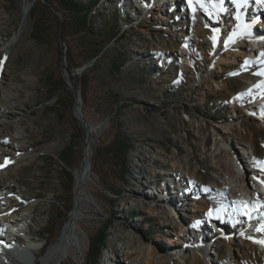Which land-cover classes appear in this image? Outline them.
<instances>
[{
	"label": "rangeland",
	"instance_id": "374dc122",
	"mask_svg": "<svg viewBox=\"0 0 264 264\" xmlns=\"http://www.w3.org/2000/svg\"><path fill=\"white\" fill-rule=\"evenodd\" d=\"M76 1L85 13L67 11L60 0H29L32 8L24 20L25 0H0V88L13 94L5 107L10 122L5 134L23 128L29 146L19 153L26 156L25 165L11 171L25 195L15 196L11 216L36 208L22 223L28 234H17V244L33 240L47 248L76 206L75 184L68 191V171L78 168L85 154L86 134L76 114L80 98L82 117L106 125L96 138L93 167L98 148L119 134L132 149L124 175L103 163L94 169L80 215L82 246L64 264H87L92 243L102 236L107 246L98 264H113L111 256L120 261L126 246L132 252L121 264L140 258L138 264H144L135 251L141 245L155 249L159 264H187L183 256L194 235L201 240V264L230 262L223 244L218 257L208 250L214 239L229 240L224 228L237 231L239 226L228 217L225 196L214 185L225 188L222 173L228 169L222 172L219 166H227V155L238 153L247 158L250 176L264 179V56L252 60L247 55L221 69L212 66L219 56H234V35L254 12L251 4L262 6L264 21V0H176V7L158 6L161 0H131L128 6L129 0ZM188 3L199 6L192 14L203 25L194 24L195 15H183ZM84 17L90 25L82 33L75 35L72 28L62 37L61 22L75 26ZM69 50L79 68H73ZM180 50L185 52L180 55ZM185 59L189 64L184 65ZM3 136L1 132L0 141ZM251 150L256 157H250ZM170 179L176 183L166 193ZM262 194L257 200H264ZM236 207L246 223L250 215L241 204ZM175 212L191 224L184 234L177 231L185 223ZM251 222L243 227L248 232ZM29 229L37 233L30 235ZM252 236L243 242L234 264H264L262 247L254 241L259 236Z\"/></svg>",
	"mask_w": 264,
	"mask_h": 264
},
{
	"label": "bare ground",
	"instance_id": "6f19581e",
	"mask_svg": "<svg viewBox=\"0 0 264 264\" xmlns=\"http://www.w3.org/2000/svg\"><path fill=\"white\" fill-rule=\"evenodd\" d=\"M162 2H158V6L160 4H167L168 7L174 6L176 7L179 3L176 0H161ZM185 1V0H184ZM145 0H142V4ZM132 2L129 0L127 6L130 5ZM160 3V4H159ZM167 7V6H166ZM199 6L197 4H186V10H184L183 15L187 14L190 16L193 11L197 10ZM260 4L257 2L255 5L251 4L249 8H251L254 12L248 13L246 18V23L242 24V28L240 31L234 35V45H232L233 51L230 53L234 54V56L229 55L228 57L219 56L213 63V69L222 68L223 64L232 63L236 64L238 59L246 58L247 55H250L249 59L256 60L261 56H264V21L261 18V8ZM32 8V4L29 0H25L24 8H23V19L25 20ZM189 9V10H188ZM187 10L190 13H187ZM186 11V12H185ZM198 11V10H197ZM251 14V15H250ZM195 15V14H192ZM191 15V16H192ZM250 16V19H248ZM195 25H200L203 23L201 22L199 16L196 14L195 16ZM162 20L169 21L166 14L162 13ZM244 18V17H242ZM244 20V19H243ZM197 28V27H196ZM194 27L195 32L198 31ZM201 28V27H199ZM179 29V27H177ZM202 29V28H201ZM201 31V30H199ZM227 39L224 41V44H227L229 41L230 35L226 36ZM242 39V40H241ZM257 42V43H256ZM256 43V44H254ZM254 44L253 49H251L250 45ZM248 48V51H247ZM251 49L252 51H249ZM177 52V51H176ZM182 52L185 51H178L180 55ZM252 52V53H251ZM249 53V54H248ZM253 56H252V55ZM184 65L189 64L187 59L182 61ZM69 76V75H68ZM3 78H0V86L3 84ZM73 81V80H72ZM71 85L72 82L70 81ZM0 133L3 132L4 136L0 141L4 149L0 150V264H8L11 262L12 264H64V262L70 258V256L76 254V251L81 248L82 240L81 234L79 231L80 223H81V212L84 203V198L89 197V193L86 190L89 183L92 181L93 177V156L95 146L97 144V137H99L106 129L105 124L93 125L90 124L83 116L82 108H81V101L79 98V102L76 107V114L78 118L81 120L82 125L85 130L86 134V147H85V154L84 159L81 165L74 170V178H75V194L77 197V203L74 210L71 212L68 221L66 222L63 230L61 231L60 235L54 239V241L50 244V246L40 247L35 244L33 240H29L28 242H24V248H17L12 246V243H17L19 237L16 235L18 233L24 234L27 233L26 230L21 226L22 223L26 222L32 215L36 213V208L34 206L28 207L26 212H29L28 215H21L18 216H11V210L13 209L11 206L14 203L15 196L25 198V195L19 192V183L14 182L13 176L11 171L17 170L19 167L25 165L27 161L26 156H19V153L25 152L29 150V146L24 143V136L21 134L23 133V128L15 130L13 134H5V129L9 126V117L5 115V107L7 106V102L11 101L13 98L12 90H2L0 88ZM263 104V103H261ZM259 104V105H261ZM7 108V107H6ZM8 114V113H7ZM229 128V127H228ZM8 137H13L19 139V142H11L8 140ZM13 151L15 153H13ZM250 157H256L255 152L251 150ZM227 155V154H226ZM243 155V154H242ZM227 166H219V170L223 172V170H227L226 173H222L223 179L226 182L225 188L220 189L218 185H214L215 189L218 193H220L223 197L225 196V204L224 206L228 210L229 218L236 219L239 221V226L235 229L237 231L224 228L223 232L224 235L228 234L229 240H224L221 243L220 239L216 241H211L208 245V250L212 251L210 254L214 253L213 255L218 257L220 252V246L223 244L227 248L228 259L230 262L229 264H234L237 262V254L242 253L243 250V242L245 239H253V232L257 233L259 238L254 239V241L260 243L263 251V262H264V200L259 201L257 200V194L261 191L264 194V179H258L254 175L249 174L248 170L245 168L248 164V160L246 157L241 156L240 153L231 157L227 155L226 160ZM192 178L196 179V175L193 174ZM175 179H170L168 186L164 187L163 191L165 190L168 193V189L173 188L175 186ZM173 191V190H172ZM175 194V193H174ZM182 194V193H180ZM261 194V193H260ZM262 194V196H264ZM174 196V195H173ZM177 198V197H175ZM173 200V197L171 198ZM242 205L243 208L246 206L248 207L249 211H255L250 213V217L247 218L246 223H243V217L237 213L236 206ZM4 208V209H3ZM198 210L205 211L203 207H198ZM242 208V207H241ZM151 211H154V208H150ZM168 217L173 216V211H167ZM231 212V215H230ZM244 212V211H243ZM175 215L182 219L183 223L182 226H178L179 233H186L187 228H191V224L181 213L175 212ZM241 215V216H240ZM194 217V216H192ZM245 218V217H244ZM248 220H251V224H253L252 230L248 232L246 228H243L248 224ZM18 224L16 225V223ZM245 225V226H244ZM20 227V228H19ZM240 227V228H239ZM244 231H243V230ZM30 230V229H29ZM262 231V232H261ZM252 232V233H251ZM30 235H34L37 231H29ZM221 233V234H222ZM28 234V233H27ZM248 235V236H247ZM219 236V234H217ZM247 236V237H246ZM131 239L134 236L130 235ZM199 235H194L188 239V243L190 244L191 248L188 249L183 256L184 262L187 264H201V257H200V241ZM220 238V236H219ZM218 239V238H216ZM12 243H11V242ZM14 241V242H13ZM21 241V240H20ZM22 242H20L21 244ZM19 244V243H18ZM46 251H45V250ZM45 251V253H44ZM135 251H139L141 256L145 258L144 264H159L162 263L160 259L157 257V253L152 246H138L135 248ZM132 251L128 246L123 249L122 258L120 261L116 262L115 257L111 256L109 261L113 262V264H121V262H127L129 255ZM164 258V257H163ZM142 259H138L135 264H138ZM227 262L225 264H228ZM112 264V263H110ZM209 264H222L220 260L210 261Z\"/></svg>",
	"mask_w": 264,
	"mask_h": 264
},
{
	"label": "trees",
	"instance_id": "16d2710c",
	"mask_svg": "<svg viewBox=\"0 0 264 264\" xmlns=\"http://www.w3.org/2000/svg\"><path fill=\"white\" fill-rule=\"evenodd\" d=\"M61 5L65 6L67 8V11H73L75 13L81 14L85 13L84 6L76 1V0H60ZM69 9V10H68ZM68 24V23H67ZM89 24L88 18L84 17L82 22L76 23L75 26L71 23L68 25L64 23L59 24V28L61 31L62 37L66 38V36H69L70 34L67 33L72 28L77 29V32H74L75 35H78L82 33V28L87 27ZM70 51V50H69ZM69 60L73 66V68H79L80 66L76 63L74 54L72 51L69 53ZM63 87L68 88L67 82H63ZM72 99L70 102L71 108H74L75 105V95L72 94ZM132 149V145L130 141L125 138L123 135L119 134L115 137V139L107 144L100 146L97 150V155L94 160V169L99 167L102 163L104 166H111L112 168H120L122 170V175H124L126 170L128 169V166L130 164V151ZM63 162H67L64 158L62 159ZM74 168L70 167V171H68V191L70 193L73 192L74 188V176H73ZM128 172V171H127ZM71 208H68V210L65 212L70 213ZM107 237L102 236L101 238L97 239L95 242L92 243L88 257H87V264H98L104 249L107 246Z\"/></svg>",
	"mask_w": 264,
	"mask_h": 264
},
{
	"label": "water",
	"instance_id": "95a60500",
	"mask_svg": "<svg viewBox=\"0 0 264 264\" xmlns=\"http://www.w3.org/2000/svg\"><path fill=\"white\" fill-rule=\"evenodd\" d=\"M82 120H83V117H82Z\"/></svg>",
	"mask_w": 264,
	"mask_h": 264
}]
</instances>
